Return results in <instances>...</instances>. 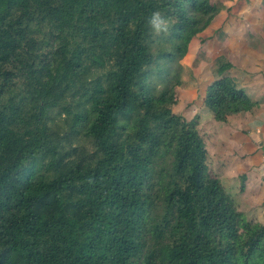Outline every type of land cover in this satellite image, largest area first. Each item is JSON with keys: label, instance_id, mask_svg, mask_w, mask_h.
<instances>
[{"label": "trees", "instance_id": "16d2710c", "mask_svg": "<svg viewBox=\"0 0 264 264\" xmlns=\"http://www.w3.org/2000/svg\"><path fill=\"white\" fill-rule=\"evenodd\" d=\"M227 1L0 0V264H264V225L209 170L199 115L171 109ZM232 67L217 57L203 91L219 124L263 102Z\"/></svg>", "mask_w": 264, "mask_h": 264}, {"label": "rangeland", "instance_id": "374dc122", "mask_svg": "<svg viewBox=\"0 0 264 264\" xmlns=\"http://www.w3.org/2000/svg\"><path fill=\"white\" fill-rule=\"evenodd\" d=\"M222 40L225 42V37ZM220 51L214 45L199 41L191 45L180 62L177 102L171 109L186 120L199 115V131L207 146L209 170L222 181L226 193L246 218L264 225V128L250 131L244 119L236 117L219 124L201 108L203 91L215 77L216 55ZM228 75L234 82L239 79L232 72ZM243 172L247 179L241 191L239 175Z\"/></svg>", "mask_w": 264, "mask_h": 264}, {"label": "crops", "instance_id": "0c3cea01", "mask_svg": "<svg viewBox=\"0 0 264 264\" xmlns=\"http://www.w3.org/2000/svg\"><path fill=\"white\" fill-rule=\"evenodd\" d=\"M237 2L238 0H228L227 5L225 4V8H233L226 22V30L218 32L220 35L218 34L217 39L220 41H214V48L221 49L215 55L219 57L228 54L233 64L230 72L233 77L239 78L235 80L238 81L236 84L253 101H263L252 111L234 116L244 119L249 125L246 128L250 131H256L264 128V0H246L241 4ZM222 14L226 16V10ZM225 18L221 17L219 24ZM222 36H226L225 42ZM248 129H244L246 133Z\"/></svg>", "mask_w": 264, "mask_h": 264}, {"label": "clouds", "instance_id": "9594fccd", "mask_svg": "<svg viewBox=\"0 0 264 264\" xmlns=\"http://www.w3.org/2000/svg\"><path fill=\"white\" fill-rule=\"evenodd\" d=\"M150 23L152 24L153 28L156 30V31H159L160 30V24L162 23L159 19V14H154Z\"/></svg>", "mask_w": 264, "mask_h": 264}]
</instances>
